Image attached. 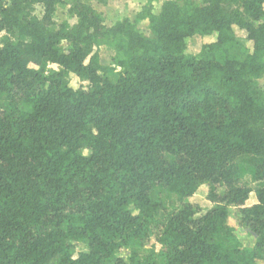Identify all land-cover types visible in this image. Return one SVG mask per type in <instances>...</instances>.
I'll use <instances>...</instances> for the list:
<instances>
[{"label": "trees", "instance_id": "1", "mask_svg": "<svg viewBox=\"0 0 264 264\" xmlns=\"http://www.w3.org/2000/svg\"><path fill=\"white\" fill-rule=\"evenodd\" d=\"M152 2L107 26L88 0H71L72 25L54 19L63 0H0V264L264 262V0ZM195 34L214 39L185 53ZM201 183L203 213L185 201Z\"/></svg>", "mask_w": 264, "mask_h": 264}, {"label": "rangeland", "instance_id": "2", "mask_svg": "<svg viewBox=\"0 0 264 264\" xmlns=\"http://www.w3.org/2000/svg\"><path fill=\"white\" fill-rule=\"evenodd\" d=\"M64 3L60 4L56 7V11L54 14V19L59 23L62 21L68 22L70 25L76 22L75 17H70L68 14V8L70 6L71 0H63ZM200 2V0H195ZM88 2L98 11L100 12L103 17L105 24L112 25L116 20L124 17L125 15H132L134 16L135 9H141V7L147 2V0H107L105 3H100L98 0H88ZM156 2V1H155ZM154 0L152 2L153 10L155 8ZM42 8L39 5L34 7V13L37 16H41ZM132 12V13H131ZM137 12V11H136ZM134 20V19H133ZM142 21V20H141ZM137 22V26L147 35H150V32L146 26V22ZM235 35L248 47L251 46V43L245 40V32L238 27H233ZM10 35L8 32H0V37ZM11 36V35H10ZM206 37V38H205ZM205 38V39H204ZM214 36H200L195 34L189 37L185 42V53L188 54H196L199 52L203 43H207L212 41ZM65 45V44H64ZM99 61L101 64L104 65H111V58L114 55V51L105 45L100 46L98 49ZM49 68L55 69V65H49ZM115 71L118 70L117 67H114ZM117 78V74L115 72L109 74V79L114 81ZM259 85L264 88V75L258 80ZM68 84L72 88H89V83L85 80L78 79L74 74H69L68 77ZM27 109V107H23ZM243 184L248 185L249 187L255 188L260 185V183L253 181L251 175L246 173L242 179ZM223 188L219 187L218 192L222 193ZM207 191L208 187L206 184L201 183L195 194L188 197L185 201H188L194 205H197L200 208V212L203 213L207 209H209L213 203L210 202L207 198ZM158 198L162 200L164 206L167 209H170L173 206H179L180 203L177 201L176 196L173 193L169 192H161L158 194ZM255 202L254 194H251L249 199L246 202V205H250ZM237 208L230 207L229 208V215L227 219V224L231 228V233L235 237L236 241L240 244L243 248H251L255 242L256 235L255 233L246 226H242L237 219ZM74 245L77 250H85V246L81 242H74ZM160 245L157 243L154 237L149 239L148 244L145 246V250L147 249H154L158 250ZM118 256L127 258L129 255V250L125 247H120L118 252ZM256 264H264L262 261H257Z\"/></svg>", "mask_w": 264, "mask_h": 264}, {"label": "crops", "instance_id": "3", "mask_svg": "<svg viewBox=\"0 0 264 264\" xmlns=\"http://www.w3.org/2000/svg\"><path fill=\"white\" fill-rule=\"evenodd\" d=\"M156 1V2H155ZM164 0H154V3L156 4L155 5V8H154V10H153V12L154 13H158L159 11H160V9H161V5H162V2H163ZM153 3V4H154ZM137 12L140 10V9H135ZM136 11L134 12V16L132 17V15H133V13L131 14V15H125L124 17H127V18H129L131 21H133V19L135 18V13H136ZM141 22H146V26L148 25V21H147V19H144V20H142ZM108 26H110V25H108Z\"/></svg>", "mask_w": 264, "mask_h": 264}]
</instances>
